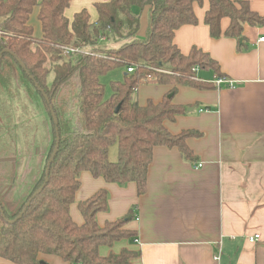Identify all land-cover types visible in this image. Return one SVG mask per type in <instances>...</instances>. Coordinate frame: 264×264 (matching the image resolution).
<instances>
[{"label": "trees", "instance_id": "1", "mask_svg": "<svg viewBox=\"0 0 264 264\" xmlns=\"http://www.w3.org/2000/svg\"><path fill=\"white\" fill-rule=\"evenodd\" d=\"M95 1L98 19L91 23L86 9L75 14L72 21L66 18L72 0H0V85L6 87L14 80L29 95L33 91L40 95L51 117L53 136L45 169L31 176V184L22 195H1L7 183L17 180L7 165L0 170V258L14 264H42L41 255L56 256L69 264H131L139 254L127 249L105 257L100 254L103 246L113 247L116 242L136 237L125 229L134 219L132 211L104 227L98 224L97 215L108 210L106 190L78 203L83 224L73 220L71 206L80 188L81 173L89 172L111 184L135 183L141 196L146 191L155 147L178 148L185 160L195 163L186 141L198 134L186 131L172 135L164 126L165 121L186 113V108L172 104L173 97L169 96L178 86L202 90L217 87L200 79L199 71H212L217 78H225L208 53L193 48L184 55L174 43L178 29L198 23L194 6L203 0ZM209 4L205 24L213 38L240 40L245 25L264 26V18L245 0H209ZM36 7L41 38L35 37L29 23ZM145 8H149L148 26L146 36L139 38L140 13L136 9L142 12ZM224 18L230 20L225 32L221 28ZM103 38L119 45L100 49L97 45ZM66 47L91 50L94 55L79 53L66 58ZM118 68L134 71L127 72L122 82L112 83V95L105 98L101 78ZM144 84L170 85L173 89L161 103L150 101L142 107L134 95ZM50 107L58 120L57 128ZM56 129L59 150L48 182L33 198L45 184ZM113 145L118 149L114 162L110 160ZM29 201L22 218L14 222Z\"/></svg>", "mask_w": 264, "mask_h": 264}, {"label": "crops", "instance_id": "2", "mask_svg": "<svg viewBox=\"0 0 264 264\" xmlns=\"http://www.w3.org/2000/svg\"><path fill=\"white\" fill-rule=\"evenodd\" d=\"M85 1L78 0L75 8L66 9V18L72 21L85 9ZM92 1L95 8L96 1ZM245 1L264 18V0ZM209 5V0H203L194 6L198 23L178 29L174 43L184 55L193 48L208 53L234 87L222 84L202 90L178 86L170 95L172 104L186 108V113L165 121L164 126L172 135L198 134L186 141L196 162L185 160L178 148L155 147L143 195H138L135 183L111 184L89 172L81 173L71 206L77 224L84 222L78 203L100 190L108 192V210L97 215L101 227L130 211L134 216L125 229L136 237L101 247L103 257L127 249L139 254L131 264H264V42L260 41L264 26L245 25L240 40L213 38L205 24ZM95 12L91 23L98 19L96 8ZM141 13L144 28H140L139 38L145 37L149 8ZM35 16L37 21L39 9ZM229 25L230 20L224 18L222 31ZM122 69L124 78L127 72ZM198 77L210 83L217 78L212 71H199ZM172 89L170 85L144 84L134 98L142 107L150 101L159 104ZM199 163L202 168L195 169ZM257 234L260 239L251 243L249 238ZM40 260L42 264H69L56 256L41 255Z\"/></svg>", "mask_w": 264, "mask_h": 264}, {"label": "rangeland", "instance_id": "3", "mask_svg": "<svg viewBox=\"0 0 264 264\" xmlns=\"http://www.w3.org/2000/svg\"><path fill=\"white\" fill-rule=\"evenodd\" d=\"M87 1H85L86 4L83 8L89 11L90 18L94 20L96 18L94 2L92 0ZM76 5H78V0L75 2L72 0L68 10L75 8ZM38 9V7L34 9L30 19L34 35L37 38L41 36V24L39 19L36 21L35 16ZM139 13L140 25L143 29L144 20L141 18V11ZM146 27L144 29L145 36ZM143 37L141 36V38ZM103 40L105 41L100 43V49L106 50L119 45V43L106 38ZM123 71L122 68H118L101 78V82L105 86V98L112 95V83L124 80ZM52 80L53 73L49 75L48 82L51 83ZM10 82L6 87L0 85V170L5 168L4 165H7V168L14 171L17 182L7 183L3 187L1 191L3 197L7 194H13L17 197L28 190V186L31 184V176H35L45 169L50 152L49 146L53 142L51 117L40 95L34 91L29 95L24 86H19V83L14 80ZM117 150V145L110 148L113 159L110 160L113 162L116 161ZM23 183L27 187H24ZM0 261L5 264H14L2 258Z\"/></svg>", "mask_w": 264, "mask_h": 264}, {"label": "built area", "instance_id": "4", "mask_svg": "<svg viewBox=\"0 0 264 264\" xmlns=\"http://www.w3.org/2000/svg\"><path fill=\"white\" fill-rule=\"evenodd\" d=\"M103 40V39H102ZM260 41L264 42V38H261ZM79 53H84L86 55H91L93 56L94 53L91 51V50H83L81 48H74V47H66V48H63V55L65 57H69V56H72V55H75V54H79ZM134 70L133 68H129L127 69V72L128 73H132ZM214 83L217 85V86H220L222 84H229L230 87H234L233 86V82L227 78H222V77H219V78H216ZM194 168L195 169H199V168H202V164L199 163V164H196L194 165ZM260 239V235L257 234V235H254L252 237L249 238V241L251 243H254L256 241H258ZM219 259V258H217Z\"/></svg>", "mask_w": 264, "mask_h": 264}, {"label": "water", "instance_id": "5", "mask_svg": "<svg viewBox=\"0 0 264 264\" xmlns=\"http://www.w3.org/2000/svg\"><path fill=\"white\" fill-rule=\"evenodd\" d=\"M5 52H8V51H5ZM2 56H3V53L0 55V60H1V58H2ZM21 66L24 68V66L21 64ZM36 87L38 88V85H36ZM42 93H43V91L41 90V89H39ZM45 96V95H44ZM170 97V96H169ZM45 98H46V100L48 101V99H47V97L45 96ZM49 102V101H48ZM50 110H51V112H52V117H53V120H54V124H55V126H56V128H57V126H58V120H57V118H56V115H55V113H54V111H53V109H52V107H50ZM118 111H119V107L116 109V113H118ZM56 146H55V149H54V152H53V154H52V156H51V158H50V160H49V162H48V164H47V171H46V181H45V184L34 194V196H33V198L37 195V194H39L43 189H44V187H45V185H46V183L48 182V180H49V173H50V167H51V165H52V162L54 161V159H55V157H56V155H57V153H58V150H59V145H60V136H59V132H58V129H56ZM30 202L31 201H29L28 203H27V205H26V207L24 208V210L22 211V213L18 216V218L14 221V222H16V221H18L19 219H21L22 218V216L24 215V213H25V211L27 210V208H28V206L30 205ZM0 211H2V208L0 207ZM13 221H12V223H14Z\"/></svg>", "mask_w": 264, "mask_h": 264}]
</instances>
